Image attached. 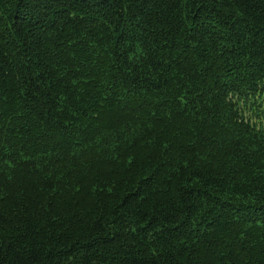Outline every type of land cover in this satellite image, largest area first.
I'll return each instance as SVG.
<instances>
[{
  "label": "trees",
  "instance_id": "1",
  "mask_svg": "<svg viewBox=\"0 0 264 264\" xmlns=\"http://www.w3.org/2000/svg\"><path fill=\"white\" fill-rule=\"evenodd\" d=\"M252 115L264 0H0V264H264Z\"/></svg>",
  "mask_w": 264,
  "mask_h": 264
},
{
  "label": "rangeland",
  "instance_id": "2",
  "mask_svg": "<svg viewBox=\"0 0 264 264\" xmlns=\"http://www.w3.org/2000/svg\"><path fill=\"white\" fill-rule=\"evenodd\" d=\"M255 115V114H254ZM254 115H252V116H254ZM254 119H256V120H264V118H259V117H257V116H254Z\"/></svg>",
  "mask_w": 264,
  "mask_h": 264
}]
</instances>
